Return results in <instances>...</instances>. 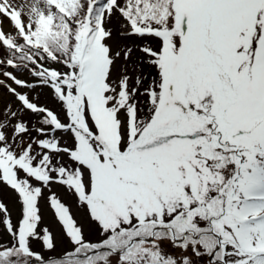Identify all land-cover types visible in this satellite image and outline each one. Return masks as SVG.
I'll return each mask as SVG.
<instances>
[{"label":"snow or ice","instance_id":"1","mask_svg":"<svg viewBox=\"0 0 264 264\" xmlns=\"http://www.w3.org/2000/svg\"><path fill=\"white\" fill-rule=\"evenodd\" d=\"M0 264H264V0H0Z\"/></svg>","mask_w":264,"mask_h":264},{"label":"rangeland","instance_id":"2","mask_svg":"<svg viewBox=\"0 0 264 264\" xmlns=\"http://www.w3.org/2000/svg\"><path fill=\"white\" fill-rule=\"evenodd\" d=\"M3 27H4V30H5V31H9V30H10V26H9V24H8L7 21H4V25H3ZM53 191H58V190H57L55 187H53ZM51 219H52L51 213H48V214L45 216V221H46V223H47V222H50Z\"/></svg>","mask_w":264,"mask_h":264}]
</instances>
